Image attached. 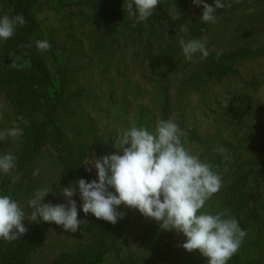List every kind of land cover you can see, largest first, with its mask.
I'll return each instance as SVG.
<instances>
[{"label": "trees", "instance_id": "obj_1", "mask_svg": "<svg viewBox=\"0 0 264 264\" xmlns=\"http://www.w3.org/2000/svg\"><path fill=\"white\" fill-rule=\"evenodd\" d=\"M59 1L0 0V15L22 14L26 20L14 37L0 42V91L5 92L14 107L16 124L24 129V145L16 156L14 170L0 176V192L18 197L29 168L47 146L59 154L62 184L80 178L96 179V173H88L83 167L88 157L119 154L115 147H119L117 137L123 131L132 125L154 131L159 120L171 118L185 133V147L210 163L221 176L222 186L204 210L227 209L243 230H255L260 240L257 246L262 251L264 138L250 148L256 158L244 159L225 132L237 120L244 125V116L251 110L262 117L264 105L255 102L258 82H264V75L251 74L254 71L248 64L264 59V47L229 53H215L207 48L206 59L187 61L177 36L182 35L180 29L157 28L152 23L156 16L153 14L144 37V23L133 25L128 21L125 0H80L76 7H89L97 20L90 22L92 36L81 42L70 31L61 32L64 35L60 37L51 27L52 21L48 24L41 19L47 10L60 14L64 6ZM160 1L158 13L176 7L177 17L187 20L184 24L190 40H201L205 24L191 17L192 0ZM61 22L58 26L65 28ZM172 22L180 25L179 21ZM82 31L87 34L85 27ZM45 39L50 49L37 50L35 41ZM85 46L90 53L95 49L98 72L83 62ZM248 74L247 92L231 95L230 91L226 95L231 97L226 101H218L217 96L214 103L206 105L208 100L211 102L214 83ZM194 95L199 96L200 102L191 103ZM202 105L209 107L205 114L210 112L213 130L195 122ZM236 111L239 114L235 115ZM20 116L26 124L17 119ZM259 129L264 130V124ZM220 148L227 150V159L218 151ZM19 174L22 182L16 181ZM119 211L122 218L115 225L85 215L89 243L63 253L53 264H166L169 255L178 258L181 251L186 253L187 264H206V258L198 251L189 253L179 246L186 240L183 234L180 241H175L174 231L161 230L158 222L137 210L121 205ZM46 227L43 224L37 231L43 234ZM33 250L29 237L0 240V264H30ZM241 250L228 264L245 263L251 251ZM262 257L263 253L259 254L254 264H262Z\"/></svg>", "mask_w": 264, "mask_h": 264}, {"label": "clouds", "instance_id": "obj_2", "mask_svg": "<svg viewBox=\"0 0 264 264\" xmlns=\"http://www.w3.org/2000/svg\"><path fill=\"white\" fill-rule=\"evenodd\" d=\"M202 6L200 21L215 23L218 9L232 7V0H192ZM160 0H125L127 16L136 23H145L156 11ZM173 20L179 19L170 15ZM22 14L0 15V42L14 37L17 28L24 26ZM183 27L180 28L182 30ZM183 57L187 61L206 59L209 55L206 42L185 39L177 35ZM39 51H47L48 40H37ZM15 66V65H13ZM24 121V117L17 118ZM19 124L6 132H0V141L7 137L23 136ZM185 133L171 118L159 120L154 131L144 126L132 125L117 137L119 154L102 155L98 159L87 158L85 171L96 170V179L78 180L80 209L97 220L115 225L122 214L121 205L135 209L146 218L155 220L163 231L183 234L186 240L179 245L187 252H199L206 264H228L240 249L247 232L227 209L205 211L207 202L222 186L221 176L213 166L201 160L185 147ZM218 151L227 159V150ZM16 157L10 152L0 154V175H7L16 166ZM38 175L39 173H34ZM67 204L45 203L46 189L37 190L28 201L33 224H55L64 232L76 233L81 224L79 211L73 197L77 187L62 189ZM25 211L21 203L11 195L0 192V240L14 241L27 232L24 225Z\"/></svg>", "mask_w": 264, "mask_h": 264}, {"label": "rangeland", "instance_id": "obj_3", "mask_svg": "<svg viewBox=\"0 0 264 264\" xmlns=\"http://www.w3.org/2000/svg\"><path fill=\"white\" fill-rule=\"evenodd\" d=\"M80 0H60L58 3L64 6L62 12L54 13L53 11L47 10L41 14V19L44 21L51 22V27L56 28V33L61 36V32L70 31L72 37H77L79 41L85 42L88 36H92V28L90 22L97 21L92 15V11L89 7L86 8H77L76 4ZM89 1V0H88ZM161 3V1H160ZM205 3L213 5V0H205ZM62 7V6H61ZM77 11V12H76ZM177 9L169 8L168 10L158 13V7L153 13L155 19L147 21L144 24L143 36L146 37L148 33V23L152 22L156 24V27L161 30H174L180 29L183 27L180 36H182L185 41L190 40V35L187 31L184 21H187L184 18L179 17V19L173 20L170 15L178 16ZM203 7H197L191 2L189 6V13L192 18L200 21L202 17ZM218 18L215 23H204L205 28L202 30L201 40L206 42V46L209 51L215 53H229L236 51L241 48H252L256 49L259 47H264V0H232V7L227 9H218L217 13ZM88 16V17H87ZM62 21V22H61ZM128 21H131L133 25L139 24L136 23L132 18H128ZM127 21V22H128ZM172 21H179L180 25H173ZM61 22L64 26H58V23ZM85 27L86 35L83 33L82 29ZM180 34V33H179ZM85 46L83 51L84 60L86 67L91 66L95 72H98L95 69L97 65V55L95 49L93 53ZM90 53V54H89ZM76 59H79L76 56ZM81 60V57H80ZM249 68H252L254 71L251 74L255 75H264V59H260L258 64L250 63L248 64ZM112 70H114L113 65L111 64ZM89 70V69H87ZM248 74L246 77L239 76L235 80H230L227 78L221 82L214 83L213 88L215 91L212 94L211 102L208 100L206 105L214 103L216 97L218 101H226L225 99L230 98L228 92H232L233 95L236 91H242V94L247 92L248 88L245 83L246 79L249 77ZM95 78V77H94ZM250 79V77H249ZM258 99L255 103H262L264 105V82L263 80L258 82ZM230 95V94H229ZM198 95L191 97V103L195 104L198 101ZM225 104H223L224 106ZM257 107V106H256ZM209 107L206 108L205 105H202V110L196 114L195 122L200 124L202 128H207L213 130L214 126L211 127L212 116L208 111V114L205 112ZM221 108H219V111ZM239 114L236 111L235 115ZM240 121V120H239ZM237 120L233 123L227 132H225L228 139L233 142L232 144L235 147H239V152L242 154L244 159H255L257 154L254 151H251L250 148L259 144L263 141L264 130L259 129L260 126L264 124V112L261 115H257L254 110L246 113L244 116L245 124H240ZM16 125L15 110L13 105L7 98L5 92L0 91V132H6L8 129ZM199 126V127H200ZM201 127L199 130H202ZM204 130V129H203ZM253 133L255 135H253ZM253 135V136H252ZM232 137H239V142L233 140ZM253 140V142L251 141ZM243 141V142H241ZM24 145V139L20 136L17 138L7 137L5 140L0 141V154L5 152H10L15 157L21 151ZM92 159H97L93 155ZM12 169L11 171H13ZM10 171V172H11ZM92 171L96 173L95 168H92ZM39 173L38 175L34 173ZM1 176V175H0ZM62 164L60 161L59 154L52 146H47L44 151L38 156V158L33 162L29 168L27 175L25 177L24 187L21 194L15 199L18 200L24 208L25 211V221L24 225L27 228V232L21 237H29L31 240L34 250L31 256L30 264H53L58 257L63 253L73 252L84 245L88 244L90 241V235L87 230V220L85 214L80 209L81 202L79 198L78 191V181H70L62 184ZM23 176L19 174L16 178V181L22 182ZM72 186L77 187V194L73 197L76 201L77 208L79 211V219L84 221L81 224L80 229L76 233L64 232L62 227L55 224H47L43 234L37 231L39 226H42L45 223L33 224L30 218L31 209L28 208V201L32 198L33 194L37 190L46 189L48 195L45 197V203H51L53 205L57 204H67V199L62 194L63 188H69ZM207 211L211 212L210 209ZM263 214V210H262ZM175 232V231H174ZM247 235L244 238V241L238 250L241 252L242 248L244 251L246 249L251 251V255H248V258L245 259V263L254 264L256 258L259 254L263 253L262 264H264V243L262 246V251L257 245L259 241L256 237L255 230H246ZM181 233L175 232V241H180ZM254 249V251H252ZM257 253V254H256ZM185 254L181 251L178 258H173L171 255L166 259V264H187L185 261ZM111 259L109 258V261ZM157 264H160L159 261Z\"/></svg>", "mask_w": 264, "mask_h": 264}]
</instances>
